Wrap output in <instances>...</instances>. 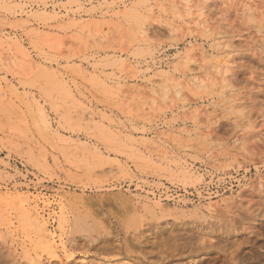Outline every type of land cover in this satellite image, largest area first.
Masks as SVG:
<instances>
[{"label":"rangeland","instance_id":"obj_1","mask_svg":"<svg viewBox=\"0 0 264 264\" xmlns=\"http://www.w3.org/2000/svg\"><path fill=\"white\" fill-rule=\"evenodd\" d=\"M0 264H264V0H0Z\"/></svg>","mask_w":264,"mask_h":264},{"label":"bare ground","instance_id":"obj_2","mask_svg":"<svg viewBox=\"0 0 264 264\" xmlns=\"http://www.w3.org/2000/svg\"><path fill=\"white\" fill-rule=\"evenodd\" d=\"M84 260V259H83Z\"/></svg>","mask_w":264,"mask_h":264}]
</instances>
